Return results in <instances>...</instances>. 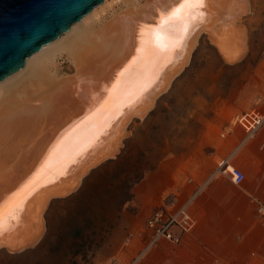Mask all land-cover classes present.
<instances>
[{
	"label": "bare ground",
	"instance_id": "obj_1",
	"mask_svg": "<svg viewBox=\"0 0 264 264\" xmlns=\"http://www.w3.org/2000/svg\"><path fill=\"white\" fill-rule=\"evenodd\" d=\"M136 1L99 25L101 14L84 16L0 82V249L15 253L42 238L48 201L116 156L123 124L144 117L201 34L228 63L247 52L238 22L249 0ZM64 52L74 71L58 76Z\"/></svg>",
	"mask_w": 264,
	"mask_h": 264
},
{
	"label": "rangeland",
	"instance_id": "obj_2",
	"mask_svg": "<svg viewBox=\"0 0 264 264\" xmlns=\"http://www.w3.org/2000/svg\"><path fill=\"white\" fill-rule=\"evenodd\" d=\"M128 2L104 0L91 11L96 18L88 13V21L101 14L100 23H95L99 25L133 3ZM241 19L237 29L246 35L245 56L228 63L201 34L183 71L170 79L171 86L154 98L144 117H132L124 125L116 156L88 170L74 192L54 198L43 213L39 242L15 253L0 249V264L167 262L168 252H153L154 246L142 252L149 238L146 223L159 205L184 201L178 192L195 177L201 163L212 166L196 157L201 149L196 145L197 131L206 124L221 135V126L237 122L242 114L264 112V0H249ZM66 53L57 58L58 76L74 71ZM219 163L212 167L217 170ZM150 175L169 186L155 205L150 204ZM127 192L132 194L129 201ZM159 242L175 245L166 239Z\"/></svg>",
	"mask_w": 264,
	"mask_h": 264
},
{
	"label": "crops",
	"instance_id": "obj_3",
	"mask_svg": "<svg viewBox=\"0 0 264 264\" xmlns=\"http://www.w3.org/2000/svg\"><path fill=\"white\" fill-rule=\"evenodd\" d=\"M221 130L219 135L204 124L197 131L201 149L196 157L212 166L229 160L242 169L245 180L235 184L229 175L201 163L178 192L182 201L193 196L190 211L196 226L180 244L159 242L153 247V252H168L164 264H264V221L257 214V207L264 206V123L249 137L237 122ZM168 187L150 175V204L155 205Z\"/></svg>",
	"mask_w": 264,
	"mask_h": 264
},
{
	"label": "water",
	"instance_id": "obj_4",
	"mask_svg": "<svg viewBox=\"0 0 264 264\" xmlns=\"http://www.w3.org/2000/svg\"><path fill=\"white\" fill-rule=\"evenodd\" d=\"M103 1L0 0V82L20 70L28 57L68 32L73 24ZM174 75L168 77V83ZM131 118L120 129L117 142L121 143L122 129ZM59 197L64 196L52 197L45 209L54 198Z\"/></svg>",
	"mask_w": 264,
	"mask_h": 264
},
{
	"label": "built area",
	"instance_id": "obj_5",
	"mask_svg": "<svg viewBox=\"0 0 264 264\" xmlns=\"http://www.w3.org/2000/svg\"><path fill=\"white\" fill-rule=\"evenodd\" d=\"M237 123L249 137L263 125L264 112L244 113L237 119ZM217 171L221 175H229L235 184H241L245 180L242 169L226 159L220 161ZM192 198L193 196L181 203L170 201L157 207L147 220L149 238L142 252L148 251L161 239H166L175 245L182 242L184 236L196 226V220L190 211ZM257 214L264 221V206L257 207Z\"/></svg>",
	"mask_w": 264,
	"mask_h": 264
},
{
	"label": "trees",
	"instance_id": "obj_6",
	"mask_svg": "<svg viewBox=\"0 0 264 264\" xmlns=\"http://www.w3.org/2000/svg\"><path fill=\"white\" fill-rule=\"evenodd\" d=\"M132 199V194L130 192H127L125 201H129Z\"/></svg>",
	"mask_w": 264,
	"mask_h": 264
},
{
	"label": "snow or ice",
	"instance_id": "obj_7",
	"mask_svg": "<svg viewBox=\"0 0 264 264\" xmlns=\"http://www.w3.org/2000/svg\"><path fill=\"white\" fill-rule=\"evenodd\" d=\"M196 2H199V0H196ZM165 23H167V22H165ZM160 28L163 30L165 28V25L164 24L160 25Z\"/></svg>",
	"mask_w": 264,
	"mask_h": 264
}]
</instances>
